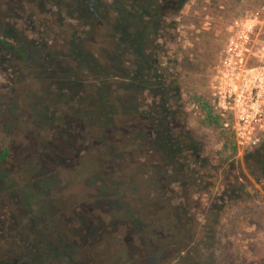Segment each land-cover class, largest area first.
<instances>
[{
    "label": "rangeland",
    "instance_id": "rangeland-1",
    "mask_svg": "<svg viewBox=\"0 0 264 264\" xmlns=\"http://www.w3.org/2000/svg\"><path fill=\"white\" fill-rule=\"evenodd\" d=\"M155 2L0 0L11 264H264V177L245 162L264 139L238 144L209 87L260 0H187L161 23ZM88 207L102 223L89 237Z\"/></svg>",
    "mask_w": 264,
    "mask_h": 264
},
{
    "label": "built area",
    "instance_id": "built-area-1",
    "mask_svg": "<svg viewBox=\"0 0 264 264\" xmlns=\"http://www.w3.org/2000/svg\"><path fill=\"white\" fill-rule=\"evenodd\" d=\"M229 29L210 94L223 127L238 144H255L264 138V0Z\"/></svg>",
    "mask_w": 264,
    "mask_h": 264
},
{
    "label": "trees",
    "instance_id": "trees-1",
    "mask_svg": "<svg viewBox=\"0 0 264 264\" xmlns=\"http://www.w3.org/2000/svg\"><path fill=\"white\" fill-rule=\"evenodd\" d=\"M186 1L187 0H156V2L151 4V5H153V7H155L154 8V11H155L154 14H158L159 15V19H160V23H161L162 16L164 17V19H166V21H167L168 18L171 19V17L175 16L179 12V10L186 3ZM156 23H157V21H156ZM159 26H160V24H159V21H158V28H159ZM122 34H124L126 36L127 35L126 30L124 31V30L121 29V36H122ZM138 34H139V38H143L144 34H145V31L144 30L143 31H139ZM121 40H122V37L120 38V41ZM137 75H139L138 72H137ZM183 137H185V133L183 134ZM187 138L191 140V136L189 134H187ZM179 139H180V137H179ZM179 139L177 140V138H176V144L175 145L177 146L178 144H182L183 146H186V143L180 141ZM262 139H264V138H262ZM171 142H172V140H171ZM172 144H173V142H172ZM173 146H174V144H173ZM190 147L192 149H195V147L192 144L190 145ZM182 149H180V150H182ZM180 150L178 152H176L177 150H175V155L180 156L181 155L180 153H182ZM8 153H9V150L7 148H4V149L0 148V164L7 157ZM245 162H246L249 170H251V172L254 173L255 171H259L260 175L261 176L263 175L262 177H264V140L262 142H260L257 146L253 147L252 150L246 152V154H245ZM5 177L6 178L8 177V175L6 174L5 169L0 168V178H1V180L3 178H5ZM257 180H258V178H257ZM263 186H264V184H263ZM99 197H100V195H99ZM54 206H56V208H57V204L56 203L54 204ZM58 209H59V206H58ZM72 211H73V213H76L77 211H79L81 213V210L77 209V211H76V209H74V208H73ZM87 214L88 215L90 214L91 216H85V220L83 222H84V225H85L86 229H85V231L83 233L85 234V236L87 235L89 237L91 232H96V231H98L100 229V227H102L101 226L102 223L99 225L97 223L92 222L94 219L101 220L100 218L97 217L99 215H96L97 213L94 211V208L92 210V209H90L88 207L87 208ZM9 218L11 219V221H13L12 216H10ZM110 218L116 219V215L113 214ZM6 219H7V217H6ZM134 221H138V222L141 221L142 222V219L139 218V219H135ZM90 224L93 225V228H92L91 231L88 228ZM105 226L106 225H104L103 227H105ZM1 228H2V226L0 225V233H4L5 231L2 232ZM87 228H88V230H87ZM7 233H9V232H7ZM84 234H82V235L84 236ZM85 241H86V238H85ZM31 248H32V251H36L35 247H31ZM51 252L52 251H50V253ZM64 252L65 251H63L62 253H64ZM76 252H78V251H76ZM127 252L126 251H122V252L117 253L119 259L122 260V261H120V264H127L129 261L134 263L135 261H132L134 259H136L137 261H139L140 259H143V255H139V256L137 255V256H135L133 258V255H130L129 252H128V254H129L128 255ZM7 254H8L7 256H9V254H11V252H9V250H8ZM7 256H6V258L0 257V264H11L12 259L14 257L13 256H9L11 258H7ZM75 259H76V256H75ZM80 260H79V256H77L76 262L80 261ZM8 262H10V263H8Z\"/></svg>",
    "mask_w": 264,
    "mask_h": 264
}]
</instances>
